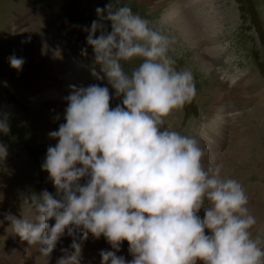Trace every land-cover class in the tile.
<instances>
[{"label": "clouds", "instance_id": "obj_1", "mask_svg": "<svg viewBox=\"0 0 264 264\" xmlns=\"http://www.w3.org/2000/svg\"><path fill=\"white\" fill-rule=\"evenodd\" d=\"M95 11L98 19L83 29L94 53L91 73L106 78L122 102L110 107L108 86H69L65 122L49 133L58 142L47 147L41 166L56 191L24 197L32 219L6 213L10 223L0 244L18 235L50 257L67 234L74 251L61 249L57 264H81L91 234L114 249L101 250V264H264V236L251 231L257 221L242 184L204 163L208 149L198 137L165 126V118L197 94L192 71L177 69L169 55L174 38L129 6L114 10L109 3ZM48 50L45 41L42 54ZM51 50L63 59L59 47ZM134 58L142 62L126 71L123 62ZM9 62L18 70L25 63L15 55ZM10 131L9 114L0 112V133ZM7 154L0 143V161ZM123 241L131 260L117 255Z\"/></svg>", "mask_w": 264, "mask_h": 264}, {"label": "rangeland", "instance_id": "obj_2", "mask_svg": "<svg viewBox=\"0 0 264 264\" xmlns=\"http://www.w3.org/2000/svg\"><path fill=\"white\" fill-rule=\"evenodd\" d=\"M175 1L177 0H165L157 6L153 0H118V2L117 0H0V112L9 114L11 125L9 134L0 133V143L6 146L12 144L20 150L21 155L8 151L7 158L0 161V184L3 182V186L6 188L9 186L7 190L12 191L16 199L15 205L18 206L11 207L12 214L19 212L16 216H20L23 212V215L28 214L27 216L33 218L34 210L29 204H23L24 197L39 194L44 189L55 193L56 189L53 182L48 179L49 174L41 167L47 147L53 146L50 137L41 131L44 128L39 113L42 106L32 99L33 96L27 91L18 88L9 80L7 74L10 66L9 57L18 52H22L27 59L36 57V62L40 65L39 71L41 73L45 71L51 81L57 78L59 85L64 83L68 72L73 70L71 62L73 57H75L74 62L82 65V71L87 69V73L91 74L94 53L92 47L87 45L88 33L83 29L90 28L92 21L98 19L96 8H104L109 3L114 4V10L120 6H129L133 13L148 19L151 27L162 29L173 37L175 42L170 48L169 55L176 59L175 67L190 69L194 75L196 96L183 108L173 110L165 118L167 128L182 135L201 137L214 121V116L210 115L212 93L218 88H223L224 92L231 95L224 102L231 111L222 110L224 120H229L225 123L231 128L233 116L235 120L238 119L252 126L251 128L255 130L253 134L255 144L252 143L253 151L251 150L250 153H254V156L240 159L244 161H238L236 174L234 168L226 172L227 161L223 160L222 165L220 162L217 165L219 164L224 170L221 171L225 173L223 177L236 179L242 184L249 199L254 192V197L256 194H259L257 196L259 198L264 197V130H256L264 129V0H218L217 9L222 14V21L216 28L213 42L209 47L207 45L206 48L201 49L198 44L195 45L181 34L179 28L165 19L167 11ZM188 1L180 0V7L187 8ZM105 23L111 31L110 22ZM99 34L97 32V36ZM41 41H46L54 48H63L64 43L72 41L77 52L68 47V50L72 51L70 55L66 54L70 52L66 49L62 51L63 59H54L52 51L49 50L44 59L38 60L33 48L36 46L39 48L43 44ZM85 48H87L86 56L82 55V50ZM74 51L81 56L74 55ZM202 51L207 52L204 57ZM46 58L50 60L48 66L45 64ZM141 62L140 58H134L123 63L125 70L130 72ZM96 70L103 73L98 65ZM99 82L102 86V83H106V78L99 79ZM4 91H8L13 105L7 100ZM110 93H115V90L111 89ZM121 100L122 97L113 102ZM61 101L63 105H67L64 97ZM117 104H114V107ZM217 115L219 118L222 116ZM233 139L234 135L231 133L228 134V139L225 136L217 139L215 149L218 150L217 154H220L219 159H223L224 154H230L229 142ZM256 207L257 209L260 207L258 212L263 218L251 231L254 236L257 234L264 236V202L258 203ZM64 237L69 236L65 234L62 238ZM91 241L84 242L94 245L98 240ZM31 247L32 245L21 239L10 240L3 255L6 264H57V259L63 256V253H60L54 259L35 263L30 260ZM16 248L24 250L21 260L18 261L10 258ZM128 249L129 245L123 251L126 253ZM123 251L119 252L122 256H126Z\"/></svg>", "mask_w": 264, "mask_h": 264}, {"label": "bare ground", "instance_id": "obj_3", "mask_svg": "<svg viewBox=\"0 0 264 264\" xmlns=\"http://www.w3.org/2000/svg\"><path fill=\"white\" fill-rule=\"evenodd\" d=\"M164 1L165 0H153V2L157 6L163 3ZM179 3L180 0L172 2L170 9L167 11V14L165 15V19L174 27L179 28L180 29L179 32L185 35V37L188 40L193 41L195 45L198 44L200 49L206 48L207 45L209 47V44H211L214 40L213 35L217 30L216 28L219 27V23L222 21V17H221L222 14H220V12L217 9L219 1L189 0L187 8L185 7L181 8ZM191 11L192 13H190ZM202 38L205 39L202 40ZM62 47H64V48H60L62 51L66 49L68 50V47H71L72 49L75 50V47L72 45V43H64ZM42 48H43V44L41 45L40 49L37 46L36 48L35 47L33 48L37 55L38 60L44 59L46 57L45 55H47V54H42ZM51 49L53 48L49 47V50ZM205 50L203 49V51ZM68 51L70 52H66V54L70 55L72 51L71 50ZM203 51L201 52V54L203 53V57H204V54L207 52H203ZM14 55L17 58H23L25 63L23 64L22 68L19 70L11 67L10 65L7 73L8 78L18 88L20 87L21 89L27 91L30 94V96H33L32 99L36 100L42 106V110L39 113H40V122L44 126V128L41 131L43 132V134L47 136H49V133L51 131L58 130L59 125L65 122L63 117L67 105H63L61 99L67 96L66 93L69 94V92L71 91L69 87L70 85L75 84L76 86H81V85L88 86L90 84L101 83L99 82V79L96 76L92 75V73L91 74L87 73L88 72L87 69L86 70L83 69L84 71H82L81 69L82 65L74 62L75 57H73L71 61L73 65V70L71 72H68V74L65 76L64 83L59 85L57 78H54V80L51 81L50 77L46 74L45 71H43V73L39 71L40 65L37 64L36 57L33 58L28 57L27 59L26 56L25 57L23 56L24 54L22 52H18ZM74 55L81 56L75 54V51H74ZM45 64L48 66L50 64V60L46 58ZM98 73L100 76L104 75V73H100L99 71ZM86 81L87 83H85ZM102 86H108L110 90L112 89L111 86L108 85L107 79H106V83H102ZM3 93L7 96V100L13 105V102H11L9 99L10 95L8 91H4ZM111 94L113 96L112 98L113 100L110 101V107L114 108L112 102L116 100V98L114 93ZM229 97H231V95H229L228 92L226 91L224 92L223 88H218L216 91H214V93H212L211 105H210L212 111L210 115L214 116V121L209 125L208 128H206L205 133H203L204 136L202 135L201 137H199V140L201 142V145L208 149L206 156L204 158L205 164L212 163L213 165H217V163L220 162L222 165L224 160L228 162L227 163L228 165L226 166L227 168L226 172H229L232 168H234L236 174L238 161H244L240 159H246L249 156L253 158L254 156V153H250V152L253 148L252 143L254 142L255 144V137L253 135L255 133L254 132L255 130H253L251 128L252 126H250L248 123H242L238 119L235 120V117L233 118V116L231 118L233 120L232 127L228 128V125H226L225 122H229V120L228 121L224 120L225 118L223 117L222 110L226 112L231 111V108L225 105L224 103L225 100ZM5 107L6 105H4V108ZM217 114H221L222 116L219 118ZM256 130L262 131L264 129L260 128ZM230 133L231 135H234L233 141L230 140L229 142L228 152L230 154H224V155L221 154L223 159H219L220 154H217L218 150L215 149L217 147V139L218 138L221 139L223 136H225V138L228 139V134ZM49 139L53 144V146H55V144L58 142L57 140H54L51 137ZM221 171L224 170L221 168ZM224 174L225 173H221L222 176ZM235 174H234V178L236 177ZM2 183L3 182H1L0 184V196H2V199H0V221H3V223L0 224V236L7 234L5 230L8 227L9 221L5 220L4 216L9 211L11 212V207L16 203V199L12 191H9V189L7 190L9 186L6 188V186H3ZM254 194L250 196L249 199L250 202L248 204V208L250 210V213L256 218L257 221L256 224L258 226L263 217L262 215L259 214L260 207L259 209H257L256 205H258V203L262 204V202H264V197L261 198L257 197L259 194H256V196L254 197ZM15 207L18 206L15 205ZM18 213L14 215H18ZM198 215H200L201 218H203L204 210L200 211ZM253 227H256V225H254ZM207 232H210V230L206 229V233ZM72 239L73 237L71 236L64 238L61 237L60 241L57 244V247L51 253L50 257H45L41 255L38 252V245H32L30 250L31 251L30 260L37 263L40 261L48 260L50 258L54 259L58 255H60V253H63L61 249H65V248L69 249V251H74L73 249L70 248ZM107 243L108 242L106 238L103 236H101L100 239H98V241L94 243V245H90L87 242H83L81 264H101L102 262V257L100 256L101 250L114 251V249L111 248V245L109 246L106 245ZM7 245L8 243L6 241L3 242V245L0 244V264L7 263V261H5V258L3 257L7 249L6 248ZM128 245L129 244L127 241H123L121 246V251H123L124 248H126V246ZM23 251L24 250L20 248L14 249L13 254L10 255V258L14 259V261H18V259L21 260ZM119 253L120 252H117V255H121V253L120 254ZM125 254L126 256L124 257L126 258V260L132 259V255L129 253L128 250L126 251ZM197 264H203V262L197 261Z\"/></svg>", "mask_w": 264, "mask_h": 264}]
</instances>
